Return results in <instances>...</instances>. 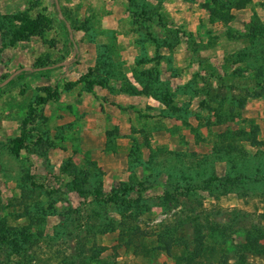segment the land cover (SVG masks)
Returning <instances> with one entry per match:
<instances>
[{
	"label": "rangeland",
	"instance_id": "rangeland-1",
	"mask_svg": "<svg viewBox=\"0 0 264 264\" xmlns=\"http://www.w3.org/2000/svg\"><path fill=\"white\" fill-rule=\"evenodd\" d=\"M193 1L203 38L180 24L179 39L151 36L135 0H0V264H264L247 244L264 242V0H219L214 21L209 0ZM114 5L139 50H204L197 57L213 78L198 97L209 116L194 145L150 147L143 160L141 143H130V173L119 182L78 149L91 100L77 83L89 72L67 68L93 50H120L97 27ZM113 191L117 201L103 198ZM193 217L203 224L199 243Z\"/></svg>",
	"mask_w": 264,
	"mask_h": 264
},
{
	"label": "crops",
	"instance_id": "crops-1",
	"mask_svg": "<svg viewBox=\"0 0 264 264\" xmlns=\"http://www.w3.org/2000/svg\"><path fill=\"white\" fill-rule=\"evenodd\" d=\"M135 1L140 11H147L143 18L137 14L136 17L138 21L141 19V25L150 27L152 36L164 38L167 31L173 33V39H179L182 34L177 30L179 24L186 35L205 36L206 31L201 29L203 12L197 11L199 3L141 0L140 5ZM154 5L159 8L158 20L157 14L148 12ZM115 6L99 16L97 27L110 33L120 50H93L85 61L82 57L79 63L67 67L73 68L77 78L89 72L88 80L77 83L90 88L86 95L91 100V108L85 110L77 134V145L97 161L109 182L127 180L130 143H141L143 160L151 153L150 147L167 146L180 151L191 148L194 129L207 128L209 114L203 112V101L198 97L204 96L202 87L207 79H213L204 75L205 60L197 57L204 50H139L132 41L131 19L123 14V6H118V10ZM98 54L104 56L103 61L98 60ZM141 55L147 57L141 59ZM216 68L220 71L222 65L220 70L217 65ZM216 78L222 80V76ZM175 143L183 145L177 148Z\"/></svg>",
	"mask_w": 264,
	"mask_h": 264
},
{
	"label": "trees",
	"instance_id": "trees-1",
	"mask_svg": "<svg viewBox=\"0 0 264 264\" xmlns=\"http://www.w3.org/2000/svg\"><path fill=\"white\" fill-rule=\"evenodd\" d=\"M209 1H210L211 5L205 4L206 6L204 8H206L208 10V12H209V15H211V17H209V19L210 20L212 19L211 21H214L217 18H213L212 15H214V13L217 12V8L218 7H222V4H219V2H218L219 0H209ZM145 13H147V11H141V18L144 17ZM225 13L226 12H223V14H225ZM155 14L158 15L157 16L158 17L157 20L160 19V15L158 13H155ZM138 16H139V14H138ZM251 32L252 33H257V29H256V32H255V30H252ZM150 35L152 36V34H150ZM73 183H74V181H73ZM73 185H74L73 188L78 191L77 185L76 184H73ZM118 197H119L118 194L116 192H114V191L110 192L109 194H105V196H103L104 199H106L108 201H113V202L117 201ZM164 198H165V200L169 199V197H167V195H164ZM192 220H193L192 221V226H193V233H194V241H196V243H199L200 239H202V229H203L202 227H203V224L201 225V222L197 221V218L193 217ZM205 223L207 224V228L209 229V231H211L214 236L224 237V235H226V229L221 224L208 222V221H206ZM259 239H260L259 237L253 238L252 236H247V244L250 246V249L255 248L256 251L258 250V252L264 254V242L260 243ZM251 245H253L254 247L251 248L252 247ZM181 259L182 258L177 257L175 263L179 264ZM200 262H201V264H211V261L209 259H207V258H206L205 262H203L202 260H200ZM188 264H193V257H189L188 258ZM239 264H252V263L242 259Z\"/></svg>",
	"mask_w": 264,
	"mask_h": 264
}]
</instances>
